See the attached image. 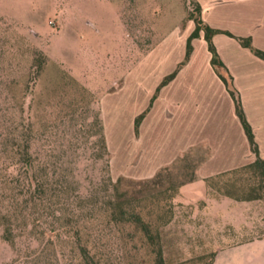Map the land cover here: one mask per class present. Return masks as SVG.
Here are the masks:
<instances>
[{
  "label": "rangeland",
  "instance_id": "rangeland-1",
  "mask_svg": "<svg viewBox=\"0 0 264 264\" xmlns=\"http://www.w3.org/2000/svg\"><path fill=\"white\" fill-rule=\"evenodd\" d=\"M196 1L206 7V23L240 34L217 33L225 64L217 70L204 31L180 65L196 26L189 19L198 14ZM225 1L0 0V141L17 127V133L32 127L36 166L29 173L49 183L62 218H51L43 234L33 205L11 206L17 184L5 178L19 167H2L0 152V211L19 217L15 244L0 227V264H159L160 248L164 264H210L218 249L264 237V192L259 199L235 198L240 187L255 183L242 169L255 154L241 122L233 149L217 144L212 128L204 131L205 103L223 116L236 107L219 72L240 96L264 157V59L239 39L251 36L264 50V28L258 24L255 37L243 35L240 5ZM252 58L260 63L257 75L246 72ZM255 77L260 89L250 86ZM194 105L203 109L196 133ZM147 109L137 132L136 119ZM119 178L157 240L137 223L111 220L104 200Z\"/></svg>",
  "mask_w": 264,
  "mask_h": 264
},
{
  "label": "trees",
  "instance_id": "trees-1",
  "mask_svg": "<svg viewBox=\"0 0 264 264\" xmlns=\"http://www.w3.org/2000/svg\"><path fill=\"white\" fill-rule=\"evenodd\" d=\"M196 10L197 15L190 13L189 19H192L195 21V29L192 31V33L189 35L187 39V46H186V55L185 59L181 62L180 65H185L189 60L190 57L194 51V45L193 40L195 38L200 37L201 31H204L205 39L208 43V49L212 53L211 63L213 67L217 70L218 67H224L225 64L223 60L221 59L217 47L213 41V37L217 33H225L229 36H234L232 32L230 31H222L220 29H216L212 26H210L208 23H206L202 18V6L201 4L196 1ZM243 44V46L250 48L258 57L264 59V50L260 48H255L252 45V38L246 37V38H239ZM40 61V67L43 66L45 63L44 57L43 59H39ZM177 74V71L173 72L169 76H167L162 84L158 87L157 92H159L160 88L165 85L169 80L174 78ZM219 76L224 81V83L227 85L234 101L236 104V112L238 117L240 118V121L244 127V130L246 132V135L248 137V140L251 145V149L255 154L254 161L250 162L249 164L242 167L243 170H247L251 173V175L255 178L254 184H247L240 187V195H236V199L240 200H249V199H259L263 198V192H264V157L260 154V148L259 144L256 141V136L254 133L253 126L249 122L246 112L244 110L242 100L240 96L236 95L235 91L232 90L229 87L227 79L219 73ZM157 92L151 99V103L149 108L152 106L154 100L157 98ZM149 109H147L145 112L140 114L136 119V131H139V126L141 124L142 119L146 115V112ZM99 124V139L102 144V150L103 155H108V147L106 143V138L104 135V127L100 119H98ZM16 131H9L6 137H4L0 141V146H3V149H0V152L3 153L2 155L5 156V161L3 160V166L6 167V169H9L11 167H19L17 174H10V178H5L4 182L7 183H15L17 192H14L12 195L13 203L11 206L13 207H20L21 201L23 205L26 207H29L30 205H33L36 210V215L34 217V225L38 226L40 229H42V233H46L47 225L51 222L50 219L55 217L54 220L57 222H61V216H56L54 210L55 206L53 205V199H50L51 191L50 185H48V182L41 181L37 179V177H31L29 173L28 166L35 167V158L33 154L31 153V145H32V127H28L24 130V133L20 131L18 132V127L15 128ZM25 136V137H24ZM1 163V164H2ZM258 181H257V180ZM122 178H119L116 182H111V187L107 188V191H109L106 195V198L104 200V204L107 206L108 214L111 216V220H115L116 222L126 224V223H137L139 226H141L142 230L146 233L150 239L153 241L157 240L158 236L155 235L152 231L151 225L146 222L141 215L140 212H137L135 210V207L133 206L132 202L129 200L128 192L121 191L120 186L122 183ZM48 183V184H47ZM15 188V187H14ZM57 189H53V194H58L56 191ZM89 196H85L83 199L86 201L90 200L88 198ZM1 201V200H0ZM52 213V216H51ZM25 214V215H24ZM17 215V214H16ZM14 214H8V213H2L0 211V227L4 228L3 237L8 242L15 244V228L16 225L14 223L15 220H17L19 217ZM22 215L25 218L32 216L31 213H19V216ZM14 218V219H13ZM52 224V222H51ZM66 224H68L66 222ZM64 225V224H62ZM84 257L88 260L91 259V254L88 249L84 247L83 249ZM215 256V255H214ZM158 263L164 264V256H163V250L162 248L159 249L158 252ZM14 264V263H9ZM91 264V263H90ZM212 264V262L210 263Z\"/></svg>",
  "mask_w": 264,
  "mask_h": 264
},
{
  "label": "crops",
  "instance_id": "crops-1",
  "mask_svg": "<svg viewBox=\"0 0 264 264\" xmlns=\"http://www.w3.org/2000/svg\"><path fill=\"white\" fill-rule=\"evenodd\" d=\"M223 3H227L229 5H236V4L240 5V19H242L240 24H242L244 27L243 35H249V36L252 35L255 37L254 28L257 27L258 24L264 28V0H227ZM202 6L204 7V12H206V7L204 6V4ZM230 32H233V31H230ZM233 33H236V32H233ZM221 34L224 35V33H221ZM217 35L218 34L214 35L213 41L216 47L218 48L219 45L217 42L218 37L216 38ZM237 35H240V34H237ZM226 39H228V41L233 42V39L228 36H226ZM233 43L238 45L237 42H233ZM207 46H208V43H207ZM253 58H256V57L253 56ZM253 58L251 60L252 62L248 63L249 67H248V71L246 72L257 75L259 71L260 63L258 61H255L256 59H253ZM217 75H218L217 77L226 87V84L221 79L218 73ZM252 80L253 81L250 86L253 87V84H254V88L260 89L259 84H257L256 77H255V80L254 79ZM227 92H228V89H227ZM196 107L197 105H194L192 106L193 110L192 109L190 110V121L192 125V128H191L192 132L196 133L199 129H201V125H202L201 118L202 117L200 116L202 115V110L204 109L203 111L205 112V115H204L205 133H207L209 127L212 128V130H214L217 133L215 142L217 144L222 143V146L224 145L225 147L229 149H233L235 147L236 141L240 142V122L241 121L237 115L236 107H235L233 114L231 113L230 116L220 115V113L217 112V108H214L213 105H210V103H205L204 108L202 107L203 108L202 110L201 109L196 110ZM208 109H211V114L208 113ZM209 115H211L210 120L207 122L206 120H207V117H209ZM230 126H232L233 130H236V133L238 135L235 136L234 133L231 132V130H229ZM255 128L253 127L254 130ZM243 131L245 132L244 127H243ZM245 135H246V132H245ZM244 140H246L249 143V146H251L247 135ZM212 264H264V237L253 239L250 241H245L242 243L239 242L237 244H232V245L218 249L212 260Z\"/></svg>",
  "mask_w": 264,
  "mask_h": 264
}]
</instances>
